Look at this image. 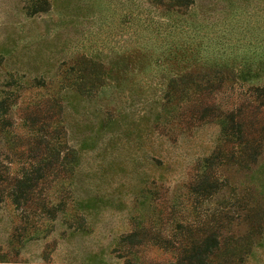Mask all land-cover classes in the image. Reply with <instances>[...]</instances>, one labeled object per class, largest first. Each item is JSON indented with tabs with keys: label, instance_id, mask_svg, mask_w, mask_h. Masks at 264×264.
Returning a JSON list of instances; mask_svg holds the SVG:
<instances>
[{
	"label": "rangeland",
	"instance_id": "1",
	"mask_svg": "<svg viewBox=\"0 0 264 264\" xmlns=\"http://www.w3.org/2000/svg\"><path fill=\"white\" fill-rule=\"evenodd\" d=\"M134 1L0 0V264H176L197 224L225 211L210 264H264V215L252 233L245 219L246 206L264 203V156L243 164L222 130L233 110L263 128V142L262 98L234 69L210 74L221 81L209 90L190 82L181 93L150 90L162 68L151 80L127 78L130 91L115 84V51L132 29L120 18ZM193 5L189 18L206 22L230 10L252 20L264 10V0ZM91 59L95 79L81 83ZM218 146L223 152L208 164ZM35 163L43 175L14 206L9 183ZM205 172L223 184L200 196L192 187Z\"/></svg>",
	"mask_w": 264,
	"mask_h": 264
},
{
	"label": "trees",
	"instance_id": "2",
	"mask_svg": "<svg viewBox=\"0 0 264 264\" xmlns=\"http://www.w3.org/2000/svg\"><path fill=\"white\" fill-rule=\"evenodd\" d=\"M133 3L135 6H128L120 18L123 21H131L132 29L127 43L115 51L112 62L115 84L130 91L134 84L128 83L127 78L131 77L133 81L136 78L134 75H140L142 72V75L151 80L154 72L158 71L156 68H162L164 76L159 81L147 83L150 90L161 89L164 95L181 93L189 87L187 82L197 89L209 90L218 87L221 81L219 77L213 82L212 77H208L210 74L216 78L218 75L229 77L233 74L228 69H234L237 78L248 80L247 89L251 94L261 97L264 103V79L257 83L258 79L264 76V10L252 20L230 10L221 20L206 22L203 19L189 18L194 14V0H137ZM142 3L154 7L157 13L151 14L150 8L145 11L137 8V5ZM95 63L91 59L82 69L81 83H85L87 78L95 79L90 75ZM197 63L206 65L208 69L200 72L185 68ZM96 67L101 68V64H96ZM204 77L206 79L203 83L198 81ZM157 98L159 102L160 94L153 97V100ZM55 104L58 109L61 108L60 103ZM204 110L210 111V108L204 106ZM237 113L229 110L223 115L222 130L227 141L234 139L232 141L238 146L239 161L245 164L247 161H254L260 153L264 156L263 128L257 129L252 120L246 122L237 116ZM222 152L219 146L216 147L213 155L207 156V163L211 164ZM222 155L226 160L232 159L233 150ZM42 167L43 165L36 163L31 164L27 172L12 178L7 195L14 206L30 199L36 180L43 175ZM262 168L264 173V160ZM261 183L264 185V177ZM221 184L223 182L217 176L205 172L199 176L192 190L200 196L209 195ZM225 212H220L219 216L212 212L205 221L197 224L196 236L185 238L183 253L178 256L176 264L213 263L209 256L220 246V228L225 224L223 218L226 221L229 218ZM263 215L264 203L255 201L254 204L246 206L245 219L248 221L250 233L260 228ZM131 234L133 235L134 231ZM232 261L230 257H226L217 262L230 264Z\"/></svg>",
	"mask_w": 264,
	"mask_h": 264
}]
</instances>
